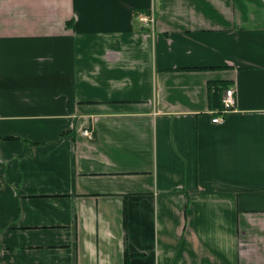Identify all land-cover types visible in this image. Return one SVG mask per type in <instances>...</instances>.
<instances>
[{"label": "crops", "instance_id": "0c3cea01", "mask_svg": "<svg viewBox=\"0 0 264 264\" xmlns=\"http://www.w3.org/2000/svg\"><path fill=\"white\" fill-rule=\"evenodd\" d=\"M0 264H264V0H0Z\"/></svg>", "mask_w": 264, "mask_h": 264}, {"label": "built area", "instance_id": "2783aa9c", "mask_svg": "<svg viewBox=\"0 0 264 264\" xmlns=\"http://www.w3.org/2000/svg\"><path fill=\"white\" fill-rule=\"evenodd\" d=\"M138 19L143 26L152 27L154 24V15L150 14H138ZM236 109V90L234 87H227L223 90L221 95V111L219 115L214 117L211 122L213 124H219L224 121L225 115ZM87 140L93 139V132L90 129H84L81 134Z\"/></svg>", "mask_w": 264, "mask_h": 264}, {"label": "rangeland", "instance_id": "374dc122", "mask_svg": "<svg viewBox=\"0 0 264 264\" xmlns=\"http://www.w3.org/2000/svg\"><path fill=\"white\" fill-rule=\"evenodd\" d=\"M93 135H94V132H93Z\"/></svg>", "mask_w": 264, "mask_h": 264}]
</instances>
